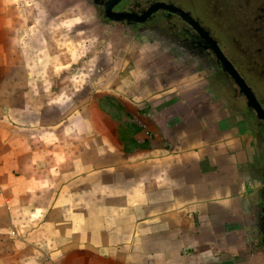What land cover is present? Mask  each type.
I'll list each match as a JSON object with an SVG mask.
<instances>
[{
    "label": "crops",
    "instance_id": "crops-1",
    "mask_svg": "<svg viewBox=\"0 0 264 264\" xmlns=\"http://www.w3.org/2000/svg\"><path fill=\"white\" fill-rule=\"evenodd\" d=\"M162 89L164 106L175 95L166 82ZM133 97L139 101L134 116L141 119L142 129L126 140L118 134L120 127H112L114 139L106 142L102 167L99 141L93 133L90 140L82 139L84 124L78 119L46 125L41 154L30 143L31 133L25 149L20 143L18 129L29 132L27 126H5L0 188L6 186L5 162L18 163L10 170L16 203L9 214L17 224L7 231L28 244L41 242L43 264H248L242 191L227 177L220 136L195 109L150 106L141 113L145 100L138 93ZM123 100L132 105L128 96ZM178 119L183 123L174 121ZM14 132L16 144L8 143ZM7 145L10 155L3 149ZM36 179L43 182L37 185ZM19 260L17 256V264H23Z\"/></svg>",
    "mask_w": 264,
    "mask_h": 264
},
{
    "label": "rangeland",
    "instance_id": "rangeland-1",
    "mask_svg": "<svg viewBox=\"0 0 264 264\" xmlns=\"http://www.w3.org/2000/svg\"><path fill=\"white\" fill-rule=\"evenodd\" d=\"M165 82L175 99H169L170 104L163 106L161 100L166 94L161 92ZM177 86L174 78L137 47L92 27L76 0H0V136H6L5 126H10L9 122L27 126L29 132L18 129L24 149L27 133L32 134L30 143L40 153L46 125L62 118H66L64 123L78 119L84 124L82 139L90 140L92 133L98 139V163L102 167L107 162L106 142L114 139L112 127L114 130L120 127L118 134L126 140L133 139L142 129L141 119L134 116L135 102L139 101L133 95L138 93V98L145 100L141 113L150 106L157 110L180 105L195 109ZM123 96H128L132 105H126ZM42 107H50L51 111L43 113ZM65 109L84 113L65 115ZM198 118L204 119L203 115ZM174 121L183 123L181 119ZM14 137L16 132L7 137L8 143L16 144ZM3 149L10 155L11 145ZM25 155L26 152L21 160L27 159ZM17 164V160L8 159L2 167L6 186L0 188V264H17V256L23 264H43L41 242L28 244L25 238L7 231L17 224L9 216L12 204L16 203L10 170H16ZM35 182L38 185L43 181ZM36 197L41 203L42 193ZM24 198L25 193L23 201ZM20 221L25 228V220ZM21 234L25 237L26 231Z\"/></svg>",
    "mask_w": 264,
    "mask_h": 264
},
{
    "label": "flooded vegetation",
    "instance_id": "flooded-vegetation-1",
    "mask_svg": "<svg viewBox=\"0 0 264 264\" xmlns=\"http://www.w3.org/2000/svg\"><path fill=\"white\" fill-rule=\"evenodd\" d=\"M92 27L178 82L241 188L243 252L264 264V0H76Z\"/></svg>",
    "mask_w": 264,
    "mask_h": 264
}]
</instances>
